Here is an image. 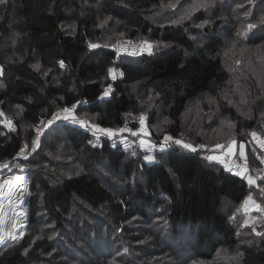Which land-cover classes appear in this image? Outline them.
<instances>
[{"label":"trees","instance_id":"1","mask_svg":"<svg viewBox=\"0 0 264 264\" xmlns=\"http://www.w3.org/2000/svg\"><path fill=\"white\" fill-rule=\"evenodd\" d=\"M167 1L7 0L0 5V110L12 119L15 128L0 126V163L12 166L13 174H21L19 166L32 162L50 136L66 140L81 159L78 173L70 170L62 180L51 183L35 171L30 192L41 190L39 209L45 212V220L58 228L64 229V222L76 217L71 213L76 204L87 212L82 222L78 218L72 223L75 231L83 230L82 240L90 245L82 255L80 247L73 252L85 261L92 257L93 264H109L113 252L127 254L119 247L124 242L122 245L144 254L142 264H167L160 258L164 253L158 251L153 236L160 238L159 232H164L181 236L183 242L190 238L183 251L194 262L208 263L224 255L236 258L238 264H264V236L252 231L254 227L264 232V216L256 211L255 219L248 221L242 207L249 195L264 206V194L258 187L264 186L258 177L264 174V151L249 140L252 132L264 139V118L260 115L264 112V61L257 56L262 79L256 81L248 70L234 76L218 55L225 35L256 49L264 46V31L256 28L244 38L238 35V19L236 27L228 31L222 25L224 10L220 5L212 12L211 26L200 30L190 21L178 25L155 21L153 17L162 12ZM191 16L194 22L206 19L203 12ZM245 20L259 23L253 17ZM197 34L203 40L198 47L192 37ZM121 40H147L153 44L152 54L119 56L114 47ZM89 43L100 47L89 49ZM109 68L123 75L113 79ZM235 80L244 83L246 93H254L246 99L243 112L225 100ZM198 98L205 110L214 108L208 116L215 120L218 113L235 125L223 144L229 140H235L237 146L244 144L246 175L257 174V186L250 187L246 179L222 164L205 159L204 150L190 152L171 144L156 152L155 162H147L108 137L100 135L94 143V134L70 120L52 126L48 123L59 110L74 104L77 118H91L95 125L113 130L125 124L137 129L141 113H146V124L152 128L161 114L164 134L199 145L204 143L182 134L184 115ZM196 115L197 111L192 123L195 127L201 124ZM47 126L32 158L15 160V153L31 143L36 129ZM149 133L152 139H161ZM235 159L239 161L237 154ZM38 202L31 200L27 210L29 227L36 221ZM138 224L150 232L136 234ZM41 235L35 233L36 238L6 245L0 250V264H46L52 255L65 261L62 254L72 253L70 248L67 253L59 251L48 232L39 238ZM131 261H123L121 256L116 259L122 264Z\"/></svg>","mask_w":264,"mask_h":264},{"label":"rangeland","instance_id":"2","mask_svg":"<svg viewBox=\"0 0 264 264\" xmlns=\"http://www.w3.org/2000/svg\"><path fill=\"white\" fill-rule=\"evenodd\" d=\"M193 2L194 0H168L164 4L165 7L161 9L162 12L158 14L157 16L153 17V19L160 23L176 25L175 23H173V21L178 20L179 17L184 14V12L188 9L189 5H191ZM170 4H175V7L174 8L168 7V5ZM217 5H220V8L224 10L223 15H221L222 16L221 19L223 22L222 25L228 31L231 32L236 27L235 21L236 19H238L237 29L240 33H242L246 29V26L248 24L247 21L245 20L246 17H253L254 19L257 18L259 20L257 21L259 22L258 24L255 22H252L256 24L257 27L248 31L247 34L253 32L256 28H257V32L264 31V24L260 23L261 18H264V0H231V2L230 0H211L210 7L201 8L192 13V15H194L196 12H203L206 15V19L204 21L194 22L192 16H190L188 19H185L179 24L190 21V23L193 24V27L198 30L204 27H208V26L210 27L211 26L210 20H211L212 12L216 10ZM205 21H207L208 23L205 24ZM201 24H204V26L203 27L197 26ZM233 35L237 37L236 36L237 34H233ZM192 37L198 42L195 45L197 47L201 46L203 42L201 35L197 34ZM242 37L246 38L247 36L242 35ZM136 43L140 45L141 41H138ZM223 44H224L223 48L221 49V52L218 55H220V57L225 61V63H227L229 70L233 72L234 76L239 75V73H242L243 71L248 70L250 77H252L256 81L257 79H262V76L260 75L261 71H259L260 68H257V56H259L264 61V46L257 47L256 49L248 48L245 45H243L242 42H240V40H237L236 38L231 39V36L229 35H225L223 37ZM236 61H239V63H236ZM235 82L237 83H235L231 89L227 90L225 94V100L228 105L232 104L235 106L237 110L239 109L238 112H243L244 110H246V107H244L245 104L242 105L239 103L241 95L243 94L246 99H249L253 97L254 93L253 91L246 93L244 83H242V81L239 82V80H235ZM262 97H263L262 99L264 100V94ZM200 100L201 98L194 100L191 104L192 106H190V109H188L187 112L185 113L184 118H183L184 132L182 134L184 135V137H187L189 140H192L195 142L196 140H199L203 142L208 147V149H212L211 153L204 150L206 152L205 156L208 154L218 155L220 154V152H223L224 150L223 149L219 151L215 150L214 148L215 143L219 142L223 144L224 142H226L228 138V134L232 130V128L229 129L227 125L233 124V123H231L227 118L220 117L218 113L214 114L215 120L211 118V116H208L209 111H213L214 108H210L209 106V109L205 110L204 108L201 107L202 102ZM229 101H232V103L230 104ZM250 104L252 105V103ZM158 111L160 112V109H158ZM196 111H197L196 116L197 118H199V123L201 124L195 127L193 126L192 123H193V119H195ZM58 112H61V110H59ZM62 115L63 113H61V116ZM5 116L8 117L7 115ZM90 119L86 120L88 124L90 125L94 124V121ZM164 119L165 118L161 114H159L156 119V122L152 125V128H150L148 124H146V121H145V126L147 128L149 127L148 131L154 132L155 136H158L161 138L159 141L152 139L150 136V133L148 136H132L129 132L125 131L122 133H116L113 136H108V135L100 134L97 132L94 137V143H97V141L99 140L97 139V137H100V135H102V136H105L111 139V141L115 144H122L123 146L127 147L126 150L129 151L131 154L134 155V153H138L144 158L145 161L155 162V159L153 161H148L145 159V156L148 155L149 151H147L145 148H142L140 146V139H144L148 144L155 145V147L152 149L153 151L152 156L155 157L156 152L161 151L160 143L163 140V137L165 135L164 127H163L164 121H165ZM62 120L63 118L54 119L51 124L56 125V123ZM3 121H4V117H0V126H2L5 130H10L9 128L5 127ZM139 127L137 129H139ZM47 128L48 126L42 128V129H45L44 133L47 132L46 131ZM84 128L92 134L95 131L94 129H90L89 127H84ZM35 132H34L32 141L35 140V137H36ZM41 137L39 138L38 146L41 141ZM249 140L252 142V146L256 145L257 147L260 148L259 144L253 139L251 134L249 135ZM32 141L31 143H25L29 145V149L27 153L28 158L29 157L32 158L31 155L35 154L38 148L36 147V150L34 152L31 151ZM229 141H227V143ZM154 142H158V143H154ZM240 144H243V143H240ZM239 145L237 146V143H236L234 154L232 156L223 157L225 160L228 161L229 168L232 169L231 172L233 173L244 168L243 162L245 161L243 158H240L239 156ZM244 152H245V147H244ZM236 154H237L239 161H236L235 159ZM22 158L19 159L16 156L15 160H19V161L26 160ZM32 160L33 161L30 162L29 164L20 165L19 169H21L22 173L16 174V175L13 174L12 166L4 167L5 164L0 163V183L3 182L2 180L5 179L6 176H12V175L23 177V180L25 181V185H24L25 197L20 207V211L17 210V212L14 213L10 221L3 224L0 228V250L3 249L8 244L20 243L22 239L23 240L25 239L26 241L28 237L29 238L33 237L35 233L38 234L39 232H41L42 235L39 236V238H42L45 236L43 234L45 232H48L50 234L49 235L50 239L53 240L55 246L59 249V251L62 250V253H67L65 252L66 249L70 248L72 250V253L62 254L61 252L57 250L58 253H60V255L62 254L63 256H65L66 260L64 261V259H61L55 255H52L51 258H47L49 260L48 262H46V264H93L92 257H89L88 261H85L83 260V258H80L79 255H76V254L74 255L75 248L77 249L80 247L82 250L81 251V255H82L84 252V249L90 246V245H86L85 243L86 241L82 240L83 230L80 229V230L75 231L74 226L72 224L73 221H75L78 218H80V222H82L83 221L82 217L83 215H87V212L83 211V209L81 208L79 204H76L71 209L72 210L71 213L76 214V217L71 216L67 219V222H64V226H66L64 228L65 230L63 228H58L55 226V224L52 221L50 220L49 222L46 221L45 219H48V218L45 216V212L43 211V209L41 210L39 209L38 199L41 196L40 195L41 190L36 188L35 191L30 192V178L33 172L36 171L38 173H42L48 181H50L51 183H56L62 180L63 176L66 177L67 175H69L70 170L76 171V173H78L79 166H81L82 164L81 159L75 152H73L70 149L68 143L66 142L64 138L62 137L56 138V137L50 136L47 144L41 145L39 151L32 158ZM262 165H264V163H262ZM262 171L264 172V169H262ZM247 175H251V173L250 174L248 173ZM256 175L257 174H253V178H255ZM261 176H264V174L262 173L258 177H261ZM33 199H35L36 202H38L37 203L38 211H37L35 223L29 227L27 210H29L30 202ZM244 210L245 209H243V211ZM255 212H256L255 210L245 211L246 220L253 221L256 216L254 214ZM37 218L39 219L38 223H40V225L36 224L38 220ZM18 221H22L23 227H21V224ZM148 222H144V223H148ZM13 224L16 225L15 230H16L17 235L22 236V238L19 239L18 241L11 239V237L7 235L9 231L13 230ZM5 225H6V228L5 230H3ZM143 226L144 225L142 224H138L137 228L135 229V233L138 235H143L145 234L144 232H150V230L146 228L142 229ZM28 234L29 236H27ZM159 235H161L160 238L158 237L157 234H154L153 236L157 239L156 244H158L159 246L158 251H163L164 253L162 256H160V258L163 261H165L167 264H238L236 258L228 259L224 255H217L213 260H211L208 263L199 262V261L194 262L192 259H190L187 256L188 254L186 253V251H183V249L186 247L185 246L186 242L190 238L186 239L185 242H183V240L181 239V236L173 237L170 235H166L164 232L163 233L159 232ZM33 238H36V236H34ZM123 243L124 242H122V244ZM122 244L119 245V247L123 251L126 250L127 254H123V252L121 251L113 252V255L111 256L110 260H108L109 264H122V263H116V259L120 256L122 257L123 261H126L128 258H132L131 264H142L144 262L142 259V256L144 254L140 255L137 252H134L130 247H126ZM175 248H177L178 251H176ZM152 249L153 250H151V252L153 253L155 249L154 248ZM96 252H100V251L96 249ZM153 254H154L153 256H156V252H154ZM40 259H44V258H40ZM32 264H35V262H33ZM39 264H45V263L42 262Z\"/></svg>","mask_w":264,"mask_h":264},{"label":"snow or ice","instance_id":"3","mask_svg":"<svg viewBox=\"0 0 264 264\" xmlns=\"http://www.w3.org/2000/svg\"><path fill=\"white\" fill-rule=\"evenodd\" d=\"M6 3H7V0H0V5H3ZM210 6H211V0H194V2L191 5H189L188 9L184 12V14L181 15L178 20L173 21V23L179 24L182 21H184L185 19H188L192 15L193 12H195L201 8H207ZM168 7L174 8L175 4H170V5H168ZM206 23H208V22L205 21V24ZM260 23L264 24V18H261ZM197 26L203 27L204 24L197 25ZM255 27H257L256 24L248 23L246 26V29L242 33H238V35H247V32L254 29ZM88 47L90 49H94V48L100 47V45H98L96 43H89ZM131 47H132V52L130 54H132V55L139 54L140 52H147L149 55H151L152 51H153V44L147 40H142L140 45H131ZM121 50L126 51L127 49L118 48L117 52H119ZM236 63H239V61H236ZM60 65H61V67H63L64 62L60 61ZM34 67H36L38 69L39 65H35ZM0 73H2V68H0ZM108 74L113 79H115L117 75H120V76L123 75L122 72H118L117 69H115V68H109ZM108 94H109V91L106 89L104 92V95L107 96ZM229 103L231 104L232 101H229ZM239 103L242 105L247 103V100L243 94L241 95ZM17 107L20 108L21 106L17 105ZM75 108H76V105L74 104L72 106V108L62 109L61 112H58L55 114L54 119L63 118L64 120H70L72 123L80 124L82 127H89L90 129L95 130L93 132L94 135H96V133L98 132L100 134L113 136L116 133H122L125 131L129 132L132 136H148L149 135L148 128L145 126L146 113H141L138 117L139 125H140L139 129L134 131V130L128 128L127 124H125V126L123 128L113 130L110 128H102L99 125H95V124L90 125V124H88L87 121L77 118V116H75L73 114V110ZM61 113H63L62 116H61ZM241 114L243 115L244 113H241ZM260 115L262 118H264V112H262ZM0 117H4L3 123H4L5 127H8L10 130H13V131L15 130L13 123H12V120L10 118L6 117L2 111H0ZM48 123L51 124L52 121H49ZM227 127L229 129H231V128H234L235 125L234 124H228ZM40 135H41V132L38 130L35 140L32 141L31 151H33V152L36 150V147H38V141H39ZM251 135H252L253 139L259 144L260 148L262 150H264V139L257 136L256 132H252ZM97 139H99V137H97ZM171 144H175V145L181 147L182 149H185V150L190 151V152H197L198 150H206L209 153L212 152V149H208V147L205 144L194 145L190 142H185L182 139H176L173 136H170L167 134L164 135L163 140L160 143V150L164 151L165 148L170 147ZM140 146L142 148H145L149 152H151L152 149L155 147V145L148 144L144 139H140ZM235 146H236L235 140H230L227 143V145L217 142V143H215V146H214L215 150L219 151V150L223 149L224 151L220 152V154H218V155L208 154L204 158L207 159L208 161H216V162L222 164L226 170L232 171V169L229 168L228 161L225 160L223 157L232 156L234 154ZM244 147H245L244 144L239 145V156H240V158L246 159ZM28 149H29L28 144H25L24 147H22L20 149V155H22L24 159L28 158V155H27ZM145 159L148 161H153L155 159V157L152 155H147V156H145ZM261 162L264 163V159H262ZM4 167H7V164H5ZM246 173H247V167L245 166L243 169L236 171L234 174L242 177L243 179H246L250 187L251 186H257L256 179H254L250 175H246ZM260 179L264 180V176H261ZM15 180H17V181L23 180V177L17 176V177H15ZM13 184H14L13 180H4L2 183H0V194H4L3 189L5 188L6 185L9 186V189H10ZM258 187H259V192L264 194V186H258ZM8 194H10V193H8ZM242 207L245 209V211L255 210V211L261 213L262 216H264V206H261V204H258L252 198L251 195H249L247 197V199L244 201ZM18 222L21 224V227H23L22 221H18ZM0 223H2V221H0ZM245 223H247V222H245ZM15 229H16V225L13 224V230L9 231L7 233V235L10 236L11 239L18 241L19 239L22 238V236L17 235ZM252 231L255 232L256 235H258V236H264V232H257L254 227L252 228ZM26 253H27V249H25V254ZM239 255L243 256V253H239Z\"/></svg>","mask_w":264,"mask_h":264},{"label":"bare ground","instance_id":"4","mask_svg":"<svg viewBox=\"0 0 264 264\" xmlns=\"http://www.w3.org/2000/svg\"><path fill=\"white\" fill-rule=\"evenodd\" d=\"M14 175L6 176V178L2 180V181L13 180L14 184L11 186L10 189H9V186L6 185V188L3 190L4 194H0V197L2 198V199L0 198L1 199L0 200V221H2V223H0V228L3 224L10 221V219L12 218L14 213L17 212V210L20 211V207L25 197V191H24L25 181L15 180V177L17 176H14ZM5 228H6V225L4 226L3 230H5Z\"/></svg>","mask_w":264,"mask_h":264},{"label":"built area","instance_id":"5","mask_svg":"<svg viewBox=\"0 0 264 264\" xmlns=\"http://www.w3.org/2000/svg\"><path fill=\"white\" fill-rule=\"evenodd\" d=\"M131 45H138V44H137L136 42L129 41V40H121V41H119V42L115 45V47H114L115 53H116L117 55H119V56H130V57H135V56H138V55H140V54L147 53V52H140L139 54L132 55V54H130V53L132 52V47H131ZM118 48H120V49H127V50H126V51L121 50V51L117 52V49H118ZM89 49H90V48H89ZM70 123H71V124H76V123H72L71 121H70ZM7 128H8V127H7ZM38 130L41 132V135H40V137H41V136L43 135L45 129L38 128V129L36 130V132H35V136H37V132H38ZM40 137H39V138H40ZM35 138H36V137H35ZM148 155H153V151L149 152ZM16 156H17L19 159L22 158V155H20V152H19V151L15 153L14 158H15ZM22 159H24V158H22Z\"/></svg>","mask_w":264,"mask_h":264},{"label":"crops","instance_id":"6","mask_svg":"<svg viewBox=\"0 0 264 264\" xmlns=\"http://www.w3.org/2000/svg\"><path fill=\"white\" fill-rule=\"evenodd\" d=\"M244 209V208H243ZM244 212H245V210H244Z\"/></svg>","mask_w":264,"mask_h":264}]
</instances>
